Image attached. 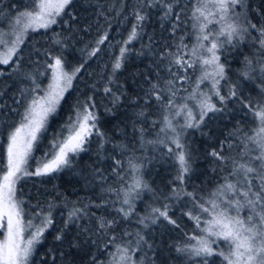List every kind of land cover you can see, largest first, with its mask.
I'll list each match as a JSON object with an SVG mask.
<instances>
[{
  "label": "trees",
  "instance_id": "1",
  "mask_svg": "<svg viewBox=\"0 0 264 264\" xmlns=\"http://www.w3.org/2000/svg\"><path fill=\"white\" fill-rule=\"evenodd\" d=\"M195 2L196 0H180L176 11H181L182 15L175 36L171 35L172 21L161 20L162 10L143 8L142 12L148 16L142 25L143 33L138 39L125 45L124 42L135 23L133 9L139 8L138 0H73L65 9L66 14L57 18V24L48 29H29L23 35L22 42L17 45L19 55L14 56L8 65H0V73H3L0 75V91L3 92L0 95V164L7 163L9 133L19 126L29 97L42 96L44 93L29 92L22 96V87H33L31 81L23 79V76L31 74L40 88L45 90L51 80L50 70L46 66L50 57L61 56L67 71L72 72L77 67H80V71L62 93L56 112L48 116L45 129L33 144L26 165L28 169L34 172L37 167H42L43 163L52 159L50 149L53 138L66 128L69 117L75 118L78 106L83 107L86 103L95 106L90 111L95 112L97 127L104 134L101 138L93 133L84 144L86 151L76 156L69 153L71 163L68 166L47 175L26 176L16 185L17 196L24 201L23 207L28 216L38 219L36 213H40L41 216L50 215L52 219L51 226L47 227L41 242L34 249L30 264H109L110 253L114 251L113 245L108 243L110 237L90 233L91 239L85 244L82 231L88 228L94 233L97 227L96 218L99 216L108 219L117 217L114 208L121 206L113 203L117 201V196L104 189L109 186L119 188L122 183L113 172V168L117 167L116 161L122 164L117 170L131 183L132 172L128 169L130 158L142 165L139 175L148 185V189L143 190L135 200V208L129 219H120L116 227L109 230L110 233L114 232L117 243H122L134 242L135 234L139 231L153 245V250L144 246L141 251H137L133 256L135 261L144 258V264H149L147 257H151L155 264H195V261H188L178 255L175 247L189 243L187 235L199 234L194 220L189 219L185 213L191 211L194 215L201 214L200 209L194 206L190 197L183 196L179 200L172 198V189L177 187L193 192L196 204L208 200L230 171H222L218 167L219 161L210 152L219 150L223 144L224 155L238 157L243 149L241 141L246 135H255L253 129L258 126V118L253 113L240 102L229 100L226 111L209 113L211 119L205 117L199 128L183 129L181 142L185 145L184 150L190 164V171L185 175L183 184L177 179L180 166L174 154L180 150L175 149L170 141L169 146L174 149L173 153H169L168 148L161 144L148 143L158 139L161 125L157 123L153 126L152 122L161 120L163 112L154 101L151 106L145 105L143 94L150 87V81L156 82L159 77L169 78V73L164 69L167 61L160 62L157 69L159 54L165 46L178 42L181 36H184L186 44L191 45L194 42L191 27L193 21L189 17ZM33 7L34 0H0V33L5 34L11 29L20 12ZM236 11L247 15L253 23H264V0H246V7L237 8ZM101 12L103 15H99ZM209 27L216 28L217 25L212 24ZM104 33H107V39L104 44L99 45L100 51L89 57V52L96 48L97 40ZM57 38L61 44L53 43ZM233 44L235 47L227 45L220 55L226 77L220 81L221 94L226 95L230 85L238 84V92L245 103L248 98L253 102L261 101L259 72L252 73L255 77L252 80L242 76L245 58L251 59L253 66L256 65L257 48L250 39L239 43L233 41ZM121 47H127L129 51L122 61L123 67L113 74V65L120 57ZM3 51L5 48L0 45V54ZM17 61L18 68L15 63ZM14 68L16 71H13ZM200 74L199 69H188V79L177 84L180 89L176 97L177 103L185 102L182 98L195 90ZM105 87L110 88L111 93L106 94ZM210 89V80L199 85V91L206 95L210 93ZM114 96L120 97L118 104L113 103ZM134 98L136 104L131 102ZM16 100L19 103H15ZM212 102L219 106L215 95H212ZM187 103L192 107L194 115L199 112L195 106L196 100H189ZM142 109L145 110L144 117L137 115ZM173 123L180 130L184 115L174 117ZM140 129L144 130L143 140ZM63 135L66 136L67 133L64 132ZM163 135L159 133L160 137ZM101 144L103 148L100 147ZM248 146L255 148L251 143ZM103 201H107L105 208L94 206ZM165 203L170 205L169 215L177 220L179 227L168 225L166 221L156 224L145 221L148 223L147 228L139 223L152 207H162ZM74 208L84 209L87 215L81 213L80 219L65 228L69 213ZM247 212L244 209L241 215L246 216ZM202 218H208V214L203 213ZM61 232L63 239L57 241L55 237ZM125 232L132 235L124 236ZM92 240L96 243L93 244ZM73 241H79L82 247L72 248L70 245ZM218 243L226 250L224 241ZM145 252L147 257H144ZM209 259L210 264H225L220 256Z\"/></svg>",
  "mask_w": 264,
  "mask_h": 264
},
{
  "label": "snow or ice",
  "instance_id": "2",
  "mask_svg": "<svg viewBox=\"0 0 264 264\" xmlns=\"http://www.w3.org/2000/svg\"><path fill=\"white\" fill-rule=\"evenodd\" d=\"M139 8L133 9L135 23L128 35L125 45L138 39L143 33V22L148 18L143 8H159L162 10L161 20L172 21L171 35L175 36L181 21V11H176L180 0H138ZM73 3V0H34L35 7L25 10L15 17L11 25V35L15 39L9 42L3 39L6 34L0 33V45L4 46L5 51L0 54V65H8L14 56L19 55L17 45L22 42L23 35L32 29L36 31L40 28L48 29L57 24L58 17L65 15V9ZM186 7V5H185ZM246 7V0H196L192 6L189 19L193 21L192 35L194 42L189 45L184 42V36L179 38L171 46H165L159 54L157 69L160 62L167 61L164 69L169 73V78L159 79L156 82L150 81V87L144 92V104L151 106L154 101L162 112V119L153 121V126L159 123V133L163 137L148 141L151 144H161L168 148L169 153L174 149L169 146L175 145L174 152L179 162V174L177 179L181 184L184 183V177L190 171V164L185 152V145L181 142L183 129L199 128L204 123L205 117L209 113H221L226 111L229 100L240 102L247 108L253 116L258 118V126L253 129L255 135L247 136L241 141L243 149L236 156L224 155V147L221 144L219 150H212L210 155L219 161L218 167L223 171L230 169L223 177L224 182L218 185L208 200L196 204V196L193 192H187L183 188L174 187L171 196L177 200L183 196L190 197L194 206L199 207L201 214H193L191 211L185 213L189 219L194 220L199 234L187 235L189 243L177 245L175 251L188 261H195V264H210V257L220 256L225 264H264V23H253L245 14L237 12V8ZM103 15V13H99ZM75 19V16L71 17ZM66 22V21H65ZM215 24L216 28H210L209 25ZM163 27V23L161 24ZM58 37V34H57ZM107 39V33L97 40L96 48L89 52V57L95 56L99 51V45L104 44ZM151 41V37L149 38ZM250 39L257 48L258 59L253 66L251 59L245 58V70L242 76L245 79L252 80L255 77L252 73L259 72L261 80L259 84L261 101L253 102L251 98L245 103L238 92L239 85L233 84L228 87L226 95L221 94L220 81L225 80V66L220 62L222 50H226L227 45H232L233 41L243 42ZM55 44H61L59 38L53 41ZM10 45V46H9ZM150 47V45H149ZM175 49L174 51L172 49ZM127 47H121L120 57L116 59L113 65V74L123 67L122 61ZM18 68V61L15 62ZM47 69L50 70V76L53 81L48 90L40 88L36 79L31 74H24L23 79L30 80L33 87L31 89L21 88L20 94L27 95L29 92H44L42 96H31L25 106L24 113L21 116L19 126L9 133L8 145L6 149L7 163L0 164V264H30L35 245L41 242V237L51 226L52 219L50 215L41 216L36 213L38 220L34 222L31 216L26 217L23 207L24 201L17 196L16 185L26 176H41L59 170L63 166L71 163L69 153L72 156L86 151L84 144L93 133L103 138L104 134L97 127V116L94 111H90L95 106L84 104L83 107H77L75 118L69 117L68 125L62 129L61 134L53 138L51 145L52 159L43 163L42 167L36 170L28 169L27 161L32 151L33 144L38 141V133L45 129L48 116L56 112L62 93L71 85L76 73L80 67L72 72L65 69V61L61 56L50 57L47 62ZM82 67V66H81ZM188 69H199L200 76L196 81L195 90L188 96L183 97V103H177L176 97L180 89L177 84L185 82ZM16 71V68L13 69ZM181 73H184L182 75ZM3 73H0L2 75ZM205 80L211 81L209 94L199 91V85ZM109 83H112L109 80ZM63 85V86H62ZM111 89L104 88L106 94L111 93ZM187 91V89H185ZM0 95L3 92L0 91ZM212 95L218 98L219 106L212 102ZM196 100V107L199 112L194 115L192 107L187 101ZM119 96H114L113 103L118 104ZM19 103V100L14 101ZM136 104V99L131 101ZM139 106V105H137ZM184 115V123L177 125L173 123V118ZM145 116V110L142 109L138 114ZM211 119V117H209ZM141 140H143V129ZM67 135L64 136L63 133ZM249 143L255 145V148H249ZM103 148V144L100 145ZM126 148V146H124ZM229 147H232L229 144ZM117 167L113 168L118 181H121L119 188L109 186L104 191L111 192L117 196V201L121 206L114 208L117 217L108 219L104 216L96 218L97 227L93 233L91 229L84 228L82 235L84 243L87 244L91 239V234H104L110 237L108 243L112 244L114 251L110 253L109 264H144V258L138 261L133 260L137 251H141L144 246L153 250V245L148 243L141 232L135 234V241H125L117 243L115 233L109 230L114 229L120 219L128 220L135 208V200L139 198L140 193L148 189V185L139 175L142 165L134 159L128 160V169L132 172L131 183L125 179L117 169L122 167L120 161H116ZM127 185V187H125ZM122 196V199L120 198ZM168 199V198H166ZM95 207L105 208L107 201L94 205ZM126 206V207H125ZM87 207V206H85ZM247 209V215L242 216L241 212ZM170 205L163 204L162 207H152L151 211L145 217L139 220L145 228L148 223L156 224L159 221H166L168 225L179 227L176 219L169 215ZM81 213L87 215L84 209L74 208L65 222V228L69 224H74L81 218ZM207 213L208 218H202V214ZM91 233V234H90ZM132 235L125 232L124 236ZM55 239H63V232L58 234ZM224 241L226 245L222 248L218 241ZM93 244L95 240L91 241ZM134 244V246H132ZM213 245H216L214 248ZM72 248H81L79 241H73ZM147 257V252L144 253ZM149 264H155L151 257Z\"/></svg>",
  "mask_w": 264,
  "mask_h": 264
},
{
  "label": "rangeland",
  "instance_id": "3",
  "mask_svg": "<svg viewBox=\"0 0 264 264\" xmlns=\"http://www.w3.org/2000/svg\"><path fill=\"white\" fill-rule=\"evenodd\" d=\"M11 31H12V29H10L9 31H7L5 34L6 35H4L5 37L3 38V39H6V40H8L9 42H11L12 40H14L15 39V36L14 35H11ZM53 83V81H52V79L50 80V84H52ZM49 84V85H50ZM49 85L47 86V88L45 89V90H48V88H49ZM63 86V85H62ZM42 95H44V93L42 94ZM40 133H38V135H39ZM27 217H29L27 214H26V219H27ZM33 218V220H34V222H36L38 219H36V218H34V217H32ZM0 238H2V234H0ZM37 245V244H36ZM36 245H35V247H36Z\"/></svg>",
  "mask_w": 264,
  "mask_h": 264
}]
</instances>
